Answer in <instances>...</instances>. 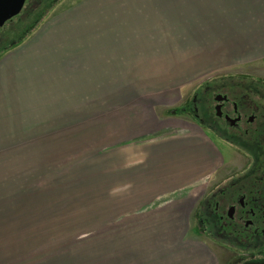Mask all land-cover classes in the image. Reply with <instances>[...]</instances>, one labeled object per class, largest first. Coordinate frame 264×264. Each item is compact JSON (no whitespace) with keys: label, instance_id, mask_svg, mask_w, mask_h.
<instances>
[{"label":"rangeland","instance_id":"1","mask_svg":"<svg viewBox=\"0 0 264 264\" xmlns=\"http://www.w3.org/2000/svg\"><path fill=\"white\" fill-rule=\"evenodd\" d=\"M77 1L57 0L55 5H59L50 9L48 0H42L37 15H46L38 28ZM26 13L0 31V43L4 42L0 57L33 25L35 15ZM193 68L170 63L167 71H158L153 78L123 80L121 90L111 83L107 91H90L86 106L88 91H42L41 98L39 91H22L32 94L30 100L42 101L35 111L33 102L24 110L17 107L22 117L42 116L37 118L43 124L41 131L37 129L42 142L22 143L30 138L23 133L34 129L22 128L25 121L19 120L20 112L15 119L10 115L6 136H18L21 142L10 138L12 143L0 144V209L6 211V225L0 223L1 234L6 236L0 239V264H235L244 250L264 252V239H259L258 249L243 241L230 242V250L217 245L203 233L196 216L199 203L213 186L241 176L238 172L250 166L244 155L252 159V154L264 155V143L259 148L251 140L233 138L208 104L213 106L215 93L234 91L232 83L250 82V89L243 86L244 91H251L245 92L249 98H237L240 108L257 110L253 91L254 87L264 91V82L253 78L257 73L248 69L196 73ZM207 84L215 90L204 91ZM197 93L207 94L201 111L208 119L205 127L191 114L180 112ZM261 107L264 112V101ZM179 137L185 140L174 145ZM153 140L170 142L171 151L178 153L172 156L185 153L179 156L183 158L180 171L196 170V182L188 188L175 187L151 201L148 208L121 209L120 203L128 199L131 205L138 203L142 192L126 197L127 191L120 192L123 199L116 200V188L130 182L128 177L115 182V176L104 170L108 161L100 163L99 157L117 146ZM254 140L264 141V133ZM200 151L202 156L196 154ZM102 218L107 221L100 223Z\"/></svg>","mask_w":264,"mask_h":264},{"label":"crops","instance_id":"2","mask_svg":"<svg viewBox=\"0 0 264 264\" xmlns=\"http://www.w3.org/2000/svg\"><path fill=\"white\" fill-rule=\"evenodd\" d=\"M170 63L194 65L196 73L253 70V78L264 82V0L77 1L0 57V144L21 142L18 136H6L8 123L21 111L18 106L24 110L33 102L35 111L37 103L42 105L22 91H39L40 98L42 91H88L83 104L89 105L90 91H107L111 83L121 90L123 80L153 78ZM18 118L25 121L22 128L34 129L23 133L30 138L22 143H41L37 129L41 131L42 122L32 120L34 115L22 117V112ZM175 140L180 146L185 139ZM171 146L167 140L139 141L107 150L104 158L100 155V163L108 161L107 175L113 174L115 182L124 177L130 182L116 188V200L123 199L120 192L127 191L125 197L142 192L133 205L129 199L117 201L121 209L148 208L175 187L196 182V170L180 171L179 156L185 153L172 156L178 153ZM196 154L202 156V151ZM0 223L6 225L4 209ZM0 239H6L1 230Z\"/></svg>","mask_w":264,"mask_h":264},{"label":"flooded vegetation","instance_id":"3","mask_svg":"<svg viewBox=\"0 0 264 264\" xmlns=\"http://www.w3.org/2000/svg\"><path fill=\"white\" fill-rule=\"evenodd\" d=\"M41 1L26 0L21 13L9 22L13 23L15 18L27 12V16L35 15L33 19L31 18V21L34 22L32 26H34L42 18V13L41 16L40 14L37 15V11H39L37 9H40ZM55 2L57 3V0H48L47 4H49L50 7L59 5V3L55 5ZM25 13L23 16H25ZM7 23L4 24L0 31L6 28ZM1 44H4V42L0 43V45ZM246 78L248 77H243L241 79L246 80ZM251 85L250 82L232 83L231 88H235L234 91L215 93L212 98L213 106L211 107V105L208 104L207 107L210 108L216 120L221 121L232 131L233 138L246 141L251 140L256 146L261 148L264 141H257L254 139L258 133H264V122H261L264 116L263 108L261 107V103L264 101V91H259L257 87H254L255 91H253V98L258 99L259 106L257 110L250 109L249 111L244 105L240 108V100L237 98L241 97L243 100L248 99L250 93L246 95L245 92L251 91H244L243 86L250 89ZM213 87L215 88V86ZM213 87H211V84H207L204 91H214L215 89ZM205 95L207 94L197 93L191 103L181 108L183 113L191 114V116L197 120V123L204 127L205 124H208V119L201 114L206 103V101H204ZM219 96H222L221 101H217ZM217 107L221 109L220 115L217 113ZM256 112H259L260 115H257ZM258 120H260L261 123L259 128L256 126ZM225 135L228 136V134ZM252 155L253 159L244 155L248 159V165L250 166L238 172V174L242 173L241 176H231L225 183L213 186V188L205 194V197L197 207V211L202 207L198 220L201 224L203 233L214 240L217 245L227 250H230L228 247L232 246L230 242L234 244L240 243L239 234L241 231L239 230L241 229L249 231L248 236L252 237L253 245L251 246L254 248L258 249L260 247L258 242L259 239H264V155ZM239 255H241V257L235 264H245L246 262L253 261L260 262L264 260V252L255 253L254 251L248 252L244 250L242 253L240 252Z\"/></svg>","mask_w":264,"mask_h":264},{"label":"water","instance_id":"4","mask_svg":"<svg viewBox=\"0 0 264 264\" xmlns=\"http://www.w3.org/2000/svg\"><path fill=\"white\" fill-rule=\"evenodd\" d=\"M26 0H0V29L4 24L12 20L19 15L24 7ZM221 97V98H220ZM226 99V98H225ZM222 96L217 98V101H221ZM218 115L221 113L220 107L216 108ZM232 212V211H231ZM245 264H264L263 261L246 262Z\"/></svg>","mask_w":264,"mask_h":264},{"label":"trees","instance_id":"5","mask_svg":"<svg viewBox=\"0 0 264 264\" xmlns=\"http://www.w3.org/2000/svg\"><path fill=\"white\" fill-rule=\"evenodd\" d=\"M50 9H53V7H51ZM46 15V14H45ZM44 14L42 15V18L40 21H38L34 26H32L31 28H29L30 30L26 32V34L24 35V37H22L20 40L16 41L15 43H13L11 46H9L8 48H6V52H8L9 50L16 48L17 46L21 45L37 28L38 26L42 23L43 21V16H45ZM180 112L183 113V110L180 109ZM202 211V207L199 209V211L196 212V216L197 218H199L200 213ZM241 231V233L239 234V237L241 241L246 242L248 244V246L253 245V240L252 237H249L248 230H239ZM242 242V243H243Z\"/></svg>","mask_w":264,"mask_h":264}]
</instances>
